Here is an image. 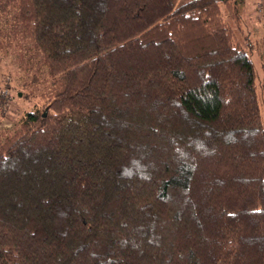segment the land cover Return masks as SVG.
I'll list each match as a JSON object with an SVG mask.
<instances>
[{
  "label": "trees",
  "instance_id": "16d2710c",
  "mask_svg": "<svg viewBox=\"0 0 264 264\" xmlns=\"http://www.w3.org/2000/svg\"><path fill=\"white\" fill-rule=\"evenodd\" d=\"M0 15L32 104L0 132V264H264V60L234 0Z\"/></svg>",
  "mask_w": 264,
  "mask_h": 264
},
{
  "label": "rangeland",
  "instance_id": "374dc122",
  "mask_svg": "<svg viewBox=\"0 0 264 264\" xmlns=\"http://www.w3.org/2000/svg\"><path fill=\"white\" fill-rule=\"evenodd\" d=\"M242 22L243 32L250 36V39L255 42L256 56L252 55V60L255 67L260 71L259 55L261 54L260 40L264 36V0H234ZM225 16L227 13L224 10ZM226 18L234 25L233 21ZM5 18L0 15V23L4 24ZM235 27V25H234ZM236 29V28H235ZM237 31V30H236ZM237 39L242 42L240 30L237 31ZM22 60L19 58L16 51H9L0 55V93H4L8 98L5 110L7 117H0V132L2 129H12L17 123L20 114L32 108V104L26 101L23 97L21 83L28 80L30 76L23 73L21 70ZM7 84V87L5 86ZM38 90L41 86H38ZM32 92L33 98L38 99L37 90L29 89ZM262 117L264 120V109L262 108Z\"/></svg>",
  "mask_w": 264,
  "mask_h": 264
},
{
  "label": "crops",
  "instance_id": "0c3cea01",
  "mask_svg": "<svg viewBox=\"0 0 264 264\" xmlns=\"http://www.w3.org/2000/svg\"><path fill=\"white\" fill-rule=\"evenodd\" d=\"M260 47H261V54L263 55V60H264V36L260 40ZM254 56H256V52H255ZM259 60H260V57H259ZM259 63H260V61H259Z\"/></svg>",
  "mask_w": 264,
  "mask_h": 264
}]
</instances>
